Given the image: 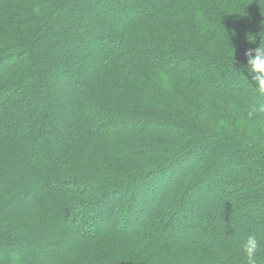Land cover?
<instances>
[{
	"label": "trees",
	"instance_id": "trees-1",
	"mask_svg": "<svg viewBox=\"0 0 264 264\" xmlns=\"http://www.w3.org/2000/svg\"><path fill=\"white\" fill-rule=\"evenodd\" d=\"M260 44L264 0H0V264H246Z\"/></svg>",
	"mask_w": 264,
	"mask_h": 264
},
{
	"label": "clouds",
	"instance_id": "clouds-1",
	"mask_svg": "<svg viewBox=\"0 0 264 264\" xmlns=\"http://www.w3.org/2000/svg\"><path fill=\"white\" fill-rule=\"evenodd\" d=\"M245 55L248 71L255 74V84L258 90L264 93V45L249 49ZM234 244L235 253L243 257L246 264H257L258 257L264 255V226L242 233ZM226 259L227 256L221 255V261Z\"/></svg>",
	"mask_w": 264,
	"mask_h": 264
}]
</instances>
